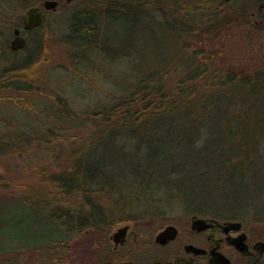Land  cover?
I'll return each instance as SVG.
<instances>
[{
  "label": "trees",
  "instance_id": "trees-1",
  "mask_svg": "<svg viewBox=\"0 0 264 264\" xmlns=\"http://www.w3.org/2000/svg\"><path fill=\"white\" fill-rule=\"evenodd\" d=\"M38 1L41 3L0 0V62H5L0 66L1 90L19 93L36 87L22 72L40 62L47 13L41 25L24 30V48L12 50L10 39L15 26L22 27L23 12L19 11L39 5ZM75 1L78 7L69 15V31L62 38L70 58L68 69L82 71L81 65L86 67L92 54L110 60L133 54L138 45L132 39L151 31L154 24L163 33L160 38L171 41L172 54L155 62L115 101L98 105L82 117L67 110L66 100L62 109L54 112L56 115L50 114L58 119L55 124L59 127L53 126L41 134L34 122L26 120L31 131L25 137L18 128L0 136V161L23 152L19 147L28 139L29 144L39 141L54 147L52 162L57 169L50 173V166L44 165L39 182L26 184L24 192L15 193L16 199L0 202V255L31 247L63 246L90 230L105 234L124 216L117 219L112 211L115 209L103 202L116 197L120 203L127 194H146L156 199L164 195V200L179 195L205 200L211 188L220 187L226 198L219 199L229 202L231 193L237 191L232 184L241 187L264 168V155L258 158L263 165L251 160V153L264 151V62L253 68L216 66L206 54L201 57L203 51L193 44L198 33L206 35L212 31L205 24L214 20L225 24L219 9L223 0ZM19 6L23 8L19 10ZM235 12L246 15L244 11ZM175 120L180 122L174 123ZM193 121L202 127L215 124L221 137L231 140L226 143L228 150L218 156L222 163L191 160L188 168L199 170L195 175L191 170H182L184 164L180 162L165 164L172 151L163 143L191 134ZM61 124L70 126L64 129L84 130L82 135L72 134L71 147L64 148L65 137L59 133ZM197 141L198 138L194 144L202 145ZM235 149L237 152H233ZM8 182L0 172V185ZM130 182L132 187L125 186ZM7 203L11 208H2ZM214 207L213 212L218 210ZM152 214L156 215V211ZM242 256L251 264H258L252 262V256Z\"/></svg>",
  "mask_w": 264,
  "mask_h": 264
},
{
  "label": "rangeland",
  "instance_id": "rangeland-1",
  "mask_svg": "<svg viewBox=\"0 0 264 264\" xmlns=\"http://www.w3.org/2000/svg\"><path fill=\"white\" fill-rule=\"evenodd\" d=\"M44 1L46 0H41V3L38 1L43 9ZM263 1L243 0L240 9L245 12V17L231 10L233 7L236 10L238 5V3L234 4V0L227 5L223 3L219 9L225 24L222 25L221 21L216 24L214 20L211 24H205L206 28L212 29L209 34L205 35L201 32L195 37L193 44L198 45V49L203 51L201 57L206 54L216 66L224 68H253L263 63L264 17L258 12V5ZM58 2L57 10L45 9L47 31L41 39L40 62L31 70L22 72V75L25 73L26 77L35 82V89L19 93L10 89H0V136L18 128L19 132L23 133L22 138L25 137L30 130L29 127L27 128L28 121L34 122L41 134L48 131V128H54L53 126L59 127L55 124L58 122L55 113L62 109L61 106L64 102L66 104V100L67 110L76 112L82 117L98 105L115 101L116 97L124 94V91L131 88L134 82L151 69L155 62L164 61L172 54L171 41L168 37L160 38L163 33L160 32L158 25L151 24L149 33L146 32L132 39L134 44L138 45L133 54L116 60L92 54L86 67L81 65L82 71L74 72L67 68L70 58L66 55L68 50L62 38L69 31V15L78 6L75 0H58ZM21 8L23 7L19 6V10ZM23 9L18 11L24 14L26 9ZM166 32L164 34H169ZM136 34L138 35L137 31ZM13 39L14 37H11L10 43ZM193 50L191 48L190 51ZM4 54L8 55L6 51ZM4 65L5 62H0V66ZM19 101L21 104H17ZM15 104L23 109L16 107ZM52 112H55V115L51 117ZM178 122L180 121H174V123ZM20 123L26 126H20ZM61 125L62 130L59 133L65 137L62 140L64 148L71 147L72 134L76 135L84 130L78 128L77 131H73L74 129L70 128L64 129L70 126ZM189 131L191 134L186 133L182 140H164L163 143H167V147L172 151L170 161L167 160L165 164L180 162L184 164L182 170H191L195 175L199 170L188 168V164L193 159L222 163L218 156L228 150L226 143L230 144L231 140L222 138L221 131L215 124H210L206 129H189ZM78 136L80 135L75 137ZM197 138L202 145L194 144ZM79 139L78 137L77 140ZM44 143L34 141L29 144V140L26 139L19 147L23 152L1 158L0 172L9 182L0 185V202L16 199L15 193L24 192L27 189L26 184L31 181L39 182L41 167L44 165L50 166L48 169L50 173L57 170L52 162L55 149ZM127 145L130 147L129 144ZM233 152H237L236 149ZM263 155L264 151L257 149L251 153V160H257L263 165L262 159L258 161L259 156L263 158ZM215 173L217 172L213 174ZM249 181L245 180L241 187H238L237 183L232 184L237 191L231 193L229 202L219 199L226 198L220 187L211 188L205 200L202 197L201 199L186 198L181 195L164 200V195L156 199L146 194H127L122 202L118 203V199L114 196L115 198L103 203L108 204L110 209H115L112 211H115L117 219L123 216L124 218L114 222L105 234L90 230L63 246L31 247L8 253L6 256L0 255V264H165L167 262L168 264H205L207 262L205 255L202 257L201 254H194L185 249L188 243L206 249H210L212 245L206 234L192 228L194 217L215 219L218 222L240 221L242 224L240 233L244 231L247 234V243L250 247L257 241H264V168ZM131 185L130 182L125 186L132 187ZM228 205H232V208L229 209ZM214 206L218 207L215 212H213ZM2 208L10 209L11 204H3ZM153 210L156 211V215L152 214ZM171 224L178 228L177 237L167 244L157 243L156 235ZM126 225L127 238L123 244L116 245L112 235L116 229ZM219 229L216 231V236L222 238L224 234L220 227ZM221 246V250L231 258L232 264H251L249 259L243 258L240 252L226 242ZM263 253L257 252L252 262L258 261V264H264Z\"/></svg>",
  "mask_w": 264,
  "mask_h": 264
},
{
  "label": "water",
  "instance_id": "water-1",
  "mask_svg": "<svg viewBox=\"0 0 264 264\" xmlns=\"http://www.w3.org/2000/svg\"><path fill=\"white\" fill-rule=\"evenodd\" d=\"M59 2L58 0H46L43 3L44 9L39 5L30 6L23 16V27L25 29L34 28L39 26L46 16V10H57ZM260 8L264 9V1L260 4ZM46 9V10H45ZM27 44L26 37L21 34V29L16 27L14 29V39L10 43V47L13 50H19ZM214 227H220L223 232L226 233L225 241L234 245L238 250L243 253H251L252 251L249 248L247 243V234L243 231L238 236L229 235L231 230H239L242 228L240 221H225L218 222L215 219H206L200 217H194L192 220V228L199 232L213 229ZM128 226H123L113 233L112 238L117 244L124 243L127 238ZM178 235V228L175 225H168L165 229L160 231L155 238L157 243L167 244L170 241L174 240ZM220 241H217L216 245L210 250L207 251L205 248L197 247L192 243L185 245V249L188 252H193L194 254H206L209 252V259L205 264H232V260L228 257L223 251L220 250ZM253 248L257 250L259 254L264 252V241H257L253 244Z\"/></svg>",
  "mask_w": 264,
  "mask_h": 264
},
{
  "label": "flooded vegetation",
  "instance_id": "flooded-vegetation-1",
  "mask_svg": "<svg viewBox=\"0 0 264 264\" xmlns=\"http://www.w3.org/2000/svg\"><path fill=\"white\" fill-rule=\"evenodd\" d=\"M218 230H220L219 229V227H214L213 229H209V230H206V231H202V232H200V233H203V234H206L205 236H207V238L209 239V241H211L212 242V245L210 246V249H206L207 251H210L215 245H216V243H217V241H220V250H221V248H222V246L221 245H223V243H225L226 241H225V237H226V233L225 232H223L222 230H221V232L224 234L223 235V237L221 238H218L217 236H216V231H218ZM242 231V229H239V230H231L230 232H229V235H233V236H237V235H239L240 234V232ZM247 242H248V237H247ZM230 246H232L233 247V245H231L230 244ZM250 246V245H249ZM253 246V245H252ZM252 246H251V249H252ZM234 248V247H233ZM222 251V250H221ZM201 255H205L206 256V258H207V260L209 259V252L208 253H206V254H201ZM249 255H251L252 257H254V258H256V255H257V252L255 251V252H251V254H249Z\"/></svg>",
  "mask_w": 264,
  "mask_h": 264
},
{
  "label": "bare ground",
  "instance_id": "bare-ground-1",
  "mask_svg": "<svg viewBox=\"0 0 264 264\" xmlns=\"http://www.w3.org/2000/svg\"><path fill=\"white\" fill-rule=\"evenodd\" d=\"M225 3H229V2H232L233 0H223ZM235 1V3L234 4H236V3H238V5L236 6V10H235V7H233V8H231V10H233L234 12L235 11H239V13L240 12H242L243 10H241L240 9V5H241V2H239L240 0H234ZM261 4V3H260ZM260 4L258 5V12H260L262 15H263V17H264V9H261L260 8ZM235 6V5H234ZM42 7V6H41ZM29 8V7H28ZM27 8V9H28ZM26 9V10H27ZM231 12V11H230ZM254 13H256V12H253V14ZM24 14H25V12H24ZM24 14H23V16H24ZM45 20V19H44ZM44 20H43V22H44ZM42 22V23H43ZM23 18H22V27H20V26H18L20 29H21V34H23L25 37H26V41H27V36L25 35V33H24V30H28V29H25L24 27H23ZM41 23V24H42ZM40 24V25H41ZM15 28H16V26H15ZM14 28V29H15ZM35 28V27H34ZM14 29H13V36L12 37H14ZM29 29H32V28H29ZM26 46V45H25ZM24 48V47H23ZM201 123L200 122H197V121H193L192 122V124H191V126H190V129H199V130H201V129H206V127H202L201 125H200ZM226 244H229L230 245V243L229 242H227L226 241ZM255 244V243H254ZM232 245V244H231ZM233 247L238 251V252H240L241 254H246V255H249V254H251V253H243V252H241L240 250H238L234 245H233ZM249 248H250V250L251 251H253V252H255V249L253 248V246H252V249H251V247L249 246ZM264 254V253H263ZM251 256V255H250Z\"/></svg>",
  "mask_w": 264,
  "mask_h": 264
}]
</instances>
